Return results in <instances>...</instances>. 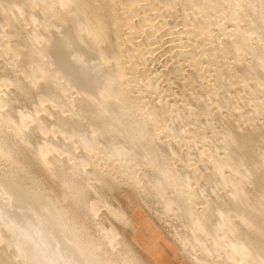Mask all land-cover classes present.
<instances>
[{
  "label": "bare ground",
  "instance_id": "6f19581e",
  "mask_svg": "<svg viewBox=\"0 0 264 264\" xmlns=\"http://www.w3.org/2000/svg\"><path fill=\"white\" fill-rule=\"evenodd\" d=\"M262 24L264 0H0V259L153 264L124 233L144 205L174 264H234L260 237Z\"/></svg>",
  "mask_w": 264,
  "mask_h": 264
},
{
  "label": "snow or ice",
  "instance_id": "6c2138e0",
  "mask_svg": "<svg viewBox=\"0 0 264 264\" xmlns=\"http://www.w3.org/2000/svg\"><path fill=\"white\" fill-rule=\"evenodd\" d=\"M262 34H264V24H262ZM38 82L33 81L32 87H36ZM31 94V88L25 91V95ZM8 107V102L0 97V112H3L5 108ZM12 121L9 120V124ZM261 195L259 200V210H260V237L258 242L253 241L252 243H248L245 241L241 244H234L233 249L237 251V259L234 261V264H264V155H262V164H261ZM238 195V194H237ZM223 217V213L220 214ZM247 244L248 246H245ZM258 247V254L256 252V248ZM17 257L15 260L11 259H0V264H36V261L30 260L27 258L21 259V257H26L27 248L26 245H21L17 243L16 245ZM127 264H135V261L127 262Z\"/></svg>",
  "mask_w": 264,
  "mask_h": 264
},
{
  "label": "rangeland",
  "instance_id": "374dc122",
  "mask_svg": "<svg viewBox=\"0 0 264 264\" xmlns=\"http://www.w3.org/2000/svg\"><path fill=\"white\" fill-rule=\"evenodd\" d=\"M37 171L43 175V171L39 165H37ZM50 183L54 184L52 181ZM128 189H129V186L124 185V187L120 191H118V190L115 191L116 196L121 201L124 208H127V206H126L125 200L123 198V194L126 193L128 191ZM139 210L149 214L147 220L144 222V226L148 229V232L151 235L149 237V240L152 241V244L149 243V241H148V244H150L149 248H144V247L143 248H137V246L135 245V241L132 238V232L135 229L134 217H135V214L137 213V211L135 213H133V212L127 210L129 213V217H130V223L125 228V232H124L127 239L133 244V246L139 252V254L142 255V257L146 261H148L149 263L155 264L152 261V259L157 257L158 249L160 250V248H161L160 252L162 254L166 247L170 250L171 256L175 260L174 254H175L176 249L178 248V245L175 242V239L171 236V234L169 233V231L165 227V225L158 220L156 215H154L152 213V210L145 207L144 205H142V207ZM156 264H163V263L161 261H158V262H156ZM170 264H174V262L170 263Z\"/></svg>",
  "mask_w": 264,
  "mask_h": 264
},
{
  "label": "crops",
  "instance_id": "0c3cea01",
  "mask_svg": "<svg viewBox=\"0 0 264 264\" xmlns=\"http://www.w3.org/2000/svg\"><path fill=\"white\" fill-rule=\"evenodd\" d=\"M148 215L146 212L141 210L137 211L134 217V226L135 229L132 232V238L135 241V245L137 248H149V243L152 244V241L149 240L151 236L148 232V229L144 226V222L147 220ZM161 248L158 249L157 257L153 258L152 261L156 264V262L161 261L163 264H170L174 262V259L171 256L170 250L166 247L161 254Z\"/></svg>",
  "mask_w": 264,
  "mask_h": 264
}]
</instances>
